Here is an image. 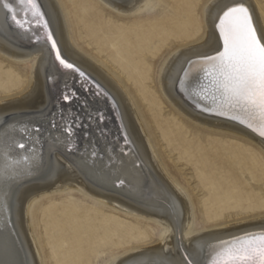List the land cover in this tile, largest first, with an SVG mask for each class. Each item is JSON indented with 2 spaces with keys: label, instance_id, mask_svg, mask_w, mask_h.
Instances as JSON below:
<instances>
[{
  "label": "bare ground",
  "instance_id": "bare-ground-1",
  "mask_svg": "<svg viewBox=\"0 0 264 264\" xmlns=\"http://www.w3.org/2000/svg\"><path fill=\"white\" fill-rule=\"evenodd\" d=\"M35 2L44 21L33 14L31 0H0V53L31 62L26 88L0 103V264H43L30 205L59 189L78 190L113 211L160 225L155 245L126 250L110 264H211L221 241L264 231V140L236 121L201 112L196 99L208 106L211 99L190 95L209 84L200 58L220 50L215 25L229 7L245 5L264 37L261 1ZM105 10L126 13L129 22L105 20ZM23 18L34 26L14 24ZM45 21L59 55L41 32ZM53 56L83 70L88 80L59 68ZM66 94H72L68 103ZM164 104L171 115L161 113ZM68 123L71 129L61 131ZM186 123L243 144L206 137L195 144L196 136L187 139ZM159 146L196 174L204 194L198 205L187 182L160 158ZM64 207L47 213L43 224L53 217L73 221V236L85 251L107 246L111 232L121 237L133 228L111 225L90 209L77 214L75 205ZM195 221L202 231L193 228ZM43 235L48 240L46 230Z\"/></svg>",
  "mask_w": 264,
  "mask_h": 264
},
{
  "label": "rangeland",
  "instance_id": "rangeland-1",
  "mask_svg": "<svg viewBox=\"0 0 264 264\" xmlns=\"http://www.w3.org/2000/svg\"><path fill=\"white\" fill-rule=\"evenodd\" d=\"M260 1L261 4L264 5V0ZM157 11H159V7L151 11L149 15H155ZM109 13L111 14L109 15ZM116 13L117 12H109L108 10H105L103 12V17L105 20H111L112 22H118L120 24H127L129 22V19H126L128 14L121 12L119 14ZM30 72V61H14L0 53V103L6 98H14L18 96V94L26 88V85L29 81ZM58 112L59 111H56L55 113L53 112L51 116L55 118V115ZM161 113H163V115H171L170 107L167 104H164L161 107ZM51 122L54 124L55 121L49 120L47 124L49 125ZM184 126H186L185 129L188 134L187 139L191 138V134L196 136L194 139L195 144L202 143L205 137L208 139L212 138L213 140L220 143L223 141V139H225V141L235 144H243L242 141H239L234 135L232 136L230 134H224L223 132L211 131L208 130V128L206 129L198 125L192 126L189 123L184 124ZM66 127L71 129V125L68 123L66 126L63 125L60 130L63 131V129ZM73 141H75V139ZM157 148L160 158L167 164L171 173H173L181 183H184L183 181L185 180L193 190V199L198 205V202L204 196V194L203 190L201 191L196 188L198 184V180L195 178L196 174L187 166H183L182 162H177V155L175 153L168 154L160 146ZM118 151L120 153L124 152L120 148H118ZM90 157L94 158V155H90ZM202 176L201 183L204 185L208 183L210 184V181H208L205 177L206 175ZM116 182L119 181H114L113 184L115 185ZM209 184L205 187V189L210 186ZM262 188V196L260 197L262 200H264V187ZM206 190H209V188ZM67 205L69 208H71L72 205H75L78 208L77 214L83 210L90 209L93 213H96L98 217L100 216L102 219H110L112 221V224L110 223L111 225H133V228L131 227L129 232H123L121 237L115 235L114 232H111L106 237L108 238L107 241H109L107 246L104 247L102 242L94 252L85 251L83 246L78 245L79 242H77L76 237L73 236L75 231L74 226H72L73 221L70 222L68 218L58 219L53 217L50 219V221H47L45 224H43L42 218L47 217V213L48 215L49 212L53 211L57 213L62 207L65 208L64 206ZM30 211H33L34 213L32 219L35 224V237L40 248L43 264H110L115 257L126 250L139 247H151V245H155L162 231V228L159 227L160 225L156 221L150 222L149 220L142 217H134L113 211L105 205L103 206L98 202H94L88 198H85L84 195H82L78 190L69 188L64 190H54L41 194L31 203ZM70 213H72V211H70ZM253 214L254 213L244 214L238 218H248ZM102 219H100V221ZM231 220V218L228 219V221ZM64 224H68L69 226L64 229ZM87 226L88 225H85L84 229H86ZM193 228L198 232L202 231L203 229L199 221L193 222ZM45 230L48 233V240H46V237L43 235ZM132 232L135 233L134 239L128 237ZM127 233L129 235H127ZM122 236L124 239L117 241V238H122ZM142 236L146 237V239H140Z\"/></svg>",
  "mask_w": 264,
  "mask_h": 264
},
{
  "label": "snow or ice",
  "instance_id": "snow-or-ice-1",
  "mask_svg": "<svg viewBox=\"0 0 264 264\" xmlns=\"http://www.w3.org/2000/svg\"><path fill=\"white\" fill-rule=\"evenodd\" d=\"M212 2L209 0L210 4ZM31 3L35 5L33 14L44 21L35 0H31ZM44 27H48L46 21ZM215 28L221 48L214 54L200 58L204 66V79L209 84L201 92L190 93L194 99L201 95L205 99L210 98L211 106L201 105L200 100L196 99L194 107L203 113L236 121L264 140V37L258 35L251 13L243 4H236L224 11ZM47 38L55 47L52 35L49 34ZM55 50L59 55L57 47ZM61 63L70 70L74 69L80 79L88 80L83 70L62 57ZM71 98L72 94L62 97L65 103L70 102ZM166 234L167 230H164L162 235ZM219 248L211 264H264V231L221 241Z\"/></svg>",
  "mask_w": 264,
  "mask_h": 264
},
{
  "label": "water",
  "instance_id": "water-1",
  "mask_svg": "<svg viewBox=\"0 0 264 264\" xmlns=\"http://www.w3.org/2000/svg\"><path fill=\"white\" fill-rule=\"evenodd\" d=\"M30 5V4H29ZM24 20H22V21H18L17 22V20L16 19H14V24H19L20 23V25H18V27H20V28H22L23 26H27V25H30V26H34V22H32L31 20H26L25 18H23ZM42 25H44V24H42ZM41 32H43L44 34H45V36H44V38H45V40L48 42V43H50V39H48L47 37H48V35H49V32H48V30L47 29H45V27H43L42 28V30H41ZM54 57V56H53ZM54 60H55V62H56V64L58 65V67L60 68L61 66H65V65H63L60 61H58L55 57H54ZM68 68V67H67ZM69 69V68H68ZM18 149H20V148H22V146H18L17 147Z\"/></svg>",
  "mask_w": 264,
  "mask_h": 264
}]
</instances>
